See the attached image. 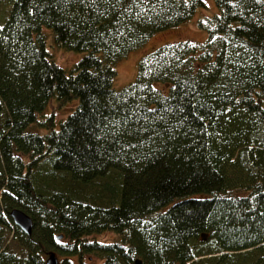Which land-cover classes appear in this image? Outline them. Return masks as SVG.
Here are the masks:
<instances>
[{
	"label": "trees",
	"instance_id": "trees-1",
	"mask_svg": "<svg viewBox=\"0 0 264 264\" xmlns=\"http://www.w3.org/2000/svg\"><path fill=\"white\" fill-rule=\"evenodd\" d=\"M204 1L0 0V264H264V0H215L204 40L157 46L113 86ZM43 27L85 51L69 71ZM52 99H76L57 124Z\"/></svg>",
	"mask_w": 264,
	"mask_h": 264
},
{
	"label": "rangeland",
	"instance_id": "rangeland-1",
	"mask_svg": "<svg viewBox=\"0 0 264 264\" xmlns=\"http://www.w3.org/2000/svg\"><path fill=\"white\" fill-rule=\"evenodd\" d=\"M218 12V7L215 0H205L204 4L198 5L195 8L192 16L186 21L168 27L159 31H156L151 36H149L143 44L139 47L129 51L124 57L118 60L116 63V74L113 79V86L115 88H121L122 86L130 83L136 75L137 63L140 57L157 46L178 39H193L202 41L207 36V31L198 25V19L205 16H210ZM44 33L46 34V45L48 50L51 52L53 58L57 63L63 66L67 71L70 70V66L81 58L85 51L80 50H70L62 46L57 45L54 42L53 31L51 28L43 27ZM76 99H70L61 104H58L56 99H52L47 106L40 113V116L48 115L53 112L54 121L57 124L61 119H63L68 112L73 109ZM40 117V118H42ZM33 128V127H31ZM40 132H45L46 129L39 128ZM12 234L9 235L8 240H10ZM106 239L115 237V233L112 231H99L88 235V239L93 238ZM11 243V242H10ZM13 243V241H12ZM59 260L63 255L56 253ZM74 264H77L76 257L70 256ZM100 258L93 254H84L82 264H99Z\"/></svg>",
	"mask_w": 264,
	"mask_h": 264
},
{
	"label": "water",
	"instance_id": "water-1",
	"mask_svg": "<svg viewBox=\"0 0 264 264\" xmlns=\"http://www.w3.org/2000/svg\"><path fill=\"white\" fill-rule=\"evenodd\" d=\"M10 216L14 222L15 225H17L22 231H24L27 234H30L33 227V220L32 217L25 212L23 209L19 207L12 208L10 210ZM202 238L206 237V234L202 232ZM59 237H61V234H59ZM46 264H59L58 257L55 253V251H50L45 259ZM136 264H141V260L139 258L135 259Z\"/></svg>",
	"mask_w": 264,
	"mask_h": 264
}]
</instances>
